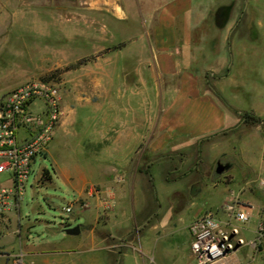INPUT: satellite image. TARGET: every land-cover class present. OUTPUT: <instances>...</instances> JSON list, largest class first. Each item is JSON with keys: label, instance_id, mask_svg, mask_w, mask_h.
I'll return each mask as SVG.
<instances>
[{"label": "rangeland", "instance_id": "1", "mask_svg": "<svg viewBox=\"0 0 264 264\" xmlns=\"http://www.w3.org/2000/svg\"><path fill=\"white\" fill-rule=\"evenodd\" d=\"M165 1L167 0H0V97L10 88L30 78L51 76L47 78H53L60 87L63 109L61 121L68 118L67 116L70 117L68 124H63L66 127L59 130L53 142L48 145V150L52 149L53 154L46 153L36 158L23 197L18 199L17 195H8L6 198L9 204L0 213V264H31L32 257L25 252L32 250L33 240L38 236L43 240L53 239L52 250L64 248L62 238L67 235L65 228L70 226L81 227L79 237L85 238V259L100 252L91 249V245L87 243L95 215L90 195L78 197L72 188L70 177L76 172L83 173L88 184H93L90 188L86 187L92 194H101L100 190L104 189L95 184L99 180L97 175L90 173L97 163L94 160L97 149L92 134L96 135L94 131L102 117L99 108L104 103L106 93L114 94L116 84L119 86L123 76L127 82L123 86L127 93L125 98L130 95L132 97V90L135 94L154 98L156 88L149 84L157 77L150 64L147 31L151 29L149 18L152 11ZM200 1L205 2L207 8L204 10L205 19L196 27L192 54L197 58V64L205 66V75L210 82L216 76L226 74L228 69L226 63L230 60L227 51L229 42L222 48H219L218 42V35L226 32V22L232 20L236 23L232 31L240 36H262L264 0ZM236 44L238 49L231 61V90L227 88L225 94L228 98H236L242 105L253 101L257 97L247 87L250 82L253 87L262 90L259 100L264 101V53L257 52L250 61H246L245 54L239 49L245 44ZM179 46L181 54L185 53L182 40ZM134 49L141 52L139 72L144 81L140 85L135 84L139 74L132 65ZM222 56L223 66H219L218 61ZM81 58L90 59L76 68L66 70L71 63ZM245 61L249 62L248 65L253 64L259 74H246ZM123 87L120 85V88ZM246 88L247 91L250 90L248 95H245ZM123 102V111H129L133 104L130 101L125 102V99ZM260 143V139L254 140L252 144L255 154L252 153L247 158L248 161L239 166L241 170L237 171L240 176L246 173L247 177L253 179L250 186L257 191L262 190L259 181L255 179L261 164ZM220 161L225 163L228 159L224 157ZM174 164L177 165V162L173 161ZM214 167L215 162H211L201 171L200 179L206 182L222 175L216 174ZM172 168V165L169 166L171 181L167 183L163 182L165 176L154 172L149 208L155 212L153 211L150 218L158 217L160 223L173 221L176 227L184 226L198 209L210 201L209 194L207 188H204L201 194L192 195L187 190L188 181L185 182L188 175L181 176L180 180V174ZM44 169L49 170L50 179L43 173ZM186 169L188 168L180 169L181 174ZM5 176L6 174L0 173V179ZM237 178L240 179L235 180L230 188L241 184L242 177ZM178 189L185 190L182 194L174 195L172 192ZM213 197L216 202L220 201L217 195ZM192 199L194 204L190 203ZM65 206H70L71 210L65 211ZM109 210H112L111 207H107L100 216L101 221L106 220ZM202 214L204 213L192 217L188 223L189 232L186 228L178 227L175 234L181 235L183 239L189 234L191 237L189 224ZM227 215L226 219L231 213L228 211ZM250 221L246 222L249 229L241 232L246 239L253 236L252 227L255 224ZM236 225L239 227L240 224ZM255 231L254 243L262 244L264 218L259 220ZM97 233L108 232L101 228ZM151 240V253L157 259L163 257L162 264L171 263V259L177 255V248L185 251V240L178 246L171 237H151ZM143 253L146 254L144 251Z\"/></svg>", "mask_w": 264, "mask_h": 264}, {"label": "crops", "instance_id": "2", "mask_svg": "<svg viewBox=\"0 0 264 264\" xmlns=\"http://www.w3.org/2000/svg\"><path fill=\"white\" fill-rule=\"evenodd\" d=\"M206 8L207 4L199 0H167L152 11L149 18L151 29L147 31V37L150 64L157 77L149 84L156 88L154 98L135 94L133 90L130 92L132 97L125 98L127 93L123 86L127 82L123 76L119 86L116 84L115 93H106L104 103L99 108L102 117L94 131L96 135L92 134L97 149L94 160L97 163L90 173L97 175L99 180L95 184L104 189L100 190L101 194H92L86 190L92 183L88 184L83 173L76 172L73 177L69 176L78 197L90 195L95 215L87 243L91 249L100 252L85 259V238L79 237V234L67 233L62 238L64 248L60 250L51 249L53 239L43 240L38 236L33 240L32 250L25 252L32 257L31 264H162L163 257L157 259L150 249L151 237L158 236L171 237L177 246L183 240L186 242L185 251L177 248V255L169 264H194L190 234L183 239L175 234V229L183 227L189 232L188 223L192 217L205 212H212L217 218L227 220L226 204L229 202L251 205L255 213L249 221L255 225L252 227L253 236L248 239L241 232L249 229V224L239 225V234L244 243L237 245L228 258V264H264V239L262 244L254 243L256 225L264 218V101L259 100L262 90L248 82L247 87L258 99L247 101L244 105L225 94L227 88L231 90V61L238 49L236 43L245 44L239 49L245 54V60L250 61L257 52L264 53V32L258 38L240 36L232 31L236 23L228 20L224 26L226 32L218 35L219 48L229 42L228 69L226 74L216 76L209 82L205 66L197 64V58L192 54L196 27L205 19ZM180 40L183 49L186 48L182 54L179 50ZM140 58L141 52L134 49L132 65L139 74L138 78H134L136 85L144 81L139 72ZM222 60L223 56L218 61L219 66H223ZM246 61V74L258 75L253 64L248 65ZM247 89L245 95L250 92ZM124 99L133 104L129 111L125 109L126 112L123 111ZM245 112L258 117V122L246 123ZM67 117L57 126L55 137L59 130L66 127L63 126L64 122L68 124L70 117ZM256 138L261 140V164L255 179L259 181L261 191L250 186L253 179L247 177L246 173L242 176L237 173L241 170L239 166L246 163L252 153L255 154L252 143ZM47 153L52 155V149ZM224 157L228 159L229 166L222 175L206 182L200 179L203 169ZM173 161L177 165H173ZM171 165L180 174V180L181 176L191 175L184 180L188 181L187 190L192 195L201 194L204 188L209 194L210 201L198 209L184 226L176 227L173 221L160 223L158 217L150 218L154 211L149 208L154 172L165 176L163 182H170L168 170H171ZM182 168L188 169L181 174ZM237 177H242L241 184L230 188L235 180L240 179ZM0 184L7 185L8 182L2 178ZM184 190L178 189L172 193L182 194ZM214 195H217L219 202H216ZM190 203H193V199ZM107 207L112 210L107 211L106 220L101 221L99 218ZM101 228L108 233H97ZM130 251L133 255L129 254Z\"/></svg>", "mask_w": 264, "mask_h": 264}, {"label": "built area", "instance_id": "3", "mask_svg": "<svg viewBox=\"0 0 264 264\" xmlns=\"http://www.w3.org/2000/svg\"><path fill=\"white\" fill-rule=\"evenodd\" d=\"M62 117L60 87L53 78H30L0 97V173L8 182L0 184V213L9 204L8 195L23 197L32 165L46 155ZM226 209L231 213L227 220L206 212L189 224L194 264H228L244 243L236 224L248 222L254 208L229 202Z\"/></svg>", "mask_w": 264, "mask_h": 264}, {"label": "trees", "instance_id": "4", "mask_svg": "<svg viewBox=\"0 0 264 264\" xmlns=\"http://www.w3.org/2000/svg\"><path fill=\"white\" fill-rule=\"evenodd\" d=\"M90 58H81L79 60H77L76 62L74 61L73 63H71L66 70H69V69H73V68H76L78 67L79 65H82L83 63L87 62ZM54 75V73H53ZM47 77H51V76H47ZM244 118H245V121L246 123H256L258 122V117L254 116L251 112H245L243 114ZM48 169H44L43 170V173L47 176V179H50V175L48 174Z\"/></svg>", "mask_w": 264, "mask_h": 264}, {"label": "water", "instance_id": "5", "mask_svg": "<svg viewBox=\"0 0 264 264\" xmlns=\"http://www.w3.org/2000/svg\"><path fill=\"white\" fill-rule=\"evenodd\" d=\"M228 166H229V162L223 163L220 160L215 162V167H214L215 173L221 174L225 169L228 168ZM65 232L71 235H77L80 232V228L79 226H74V227L70 226L65 228Z\"/></svg>", "mask_w": 264, "mask_h": 264}]
</instances>
